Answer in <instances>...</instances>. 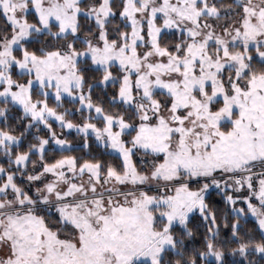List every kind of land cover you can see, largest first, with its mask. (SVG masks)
<instances>
[{
    "label": "snow or ice",
    "instance_id": "snow-or-ice-1",
    "mask_svg": "<svg viewBox=\"0 0 264 264\" xmlns=\"http://www.w3.org/2000/svg\"><path fill=\"white\" fill-rule=\"evenodd\" d=\"M0 264H264V0H0Z\"/></svg>",
    "mask_w": 264,
    "mask_h": 264
}]
</instances>
